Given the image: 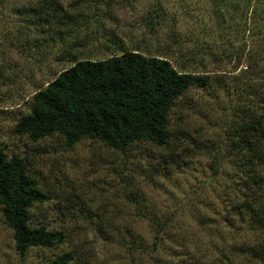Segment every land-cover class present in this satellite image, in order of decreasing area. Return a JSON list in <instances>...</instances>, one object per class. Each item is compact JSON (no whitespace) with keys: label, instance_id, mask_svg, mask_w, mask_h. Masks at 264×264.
Here are the masks:
<instances>
[{"label":"rangeland","instance_id":"1","mask_svg":"<svg viewBox=\"0 0 264 264\" xmlns=\"http://www.w3.org/2000/svg\"><path fill=\"white\" fill-rule=\"evenodd\" d=\"M32 1L0 2V147L9 156H26L30 175L50 197L33 208V223L63 230L67 238L54 249L33 248L21 259L0 205V264H47L69 250L77 255L72 264H131L119 242L123 235L106 224L109 220L130 228V237L151 241V221L140 217L136 206L146 216L177 213L174 222L184 230L179 235L188 240L216 231L227 240H255V233L237 232L225 219L243 200L236 186L246 177L243 155L237 158L226 148L236 118L244 110L264 108V0H134L131 7L114 3L110 12L102 7L98 17L106 28L94 41L87 39L91 58L110 56L106 41L118 36L126 49L159 50L175 66L192 67L211 79L208 88H191L172 116L173 129L189 133L201 147L209 145L211 153L202 149L185 159L177 152L185 162L164 175L148 167L164 150L147 144L122 154L92 140L68 149L59 135L35 143L14 133L20 116L30 112L34 92L63 68L55 61L59 47L43 55L22 46L28 34L17 11ZM157 4L165 24L153 29L148 15ZM103 10L108 19H101ZM138 195L143 201L136 205L130 196ZM233 221L240 225L237 216ZM98 227L109 228L108 235Z\"/></svg>","mask_w":264,"mask_h":264},{"label":"trees","instance_id":"2","mask_svg":"<svg viewBox=\"0 0 264 264\" xmlns=\"http://www.w3.org/2000/svg\"><path fill=\"white\" fill-rule=\"evenodd\" d=\"M66 1L33 0L17 11L24 16L22 25L29 37L22 46L27 52L37 50L43 55L59 47L55 61L63 68L34 92L30 112L20 116L14 133L35 143L59 135L68 149L92 140L122 154L147 144L164 150L148 164L159 175L167 173L170 166L175 168L176 163L180 168L189 153L194 155L202 149L211 153L209 145L201 147L189 133L172 127L178 101L191 88H208L210 77L192 67L175 66L159 50L126 49L118 36L106 41L110 56L91 58L86 51L87 39L94 41L106 28L98 17L102 7L110 12L114 3L131 7L134 0ZM159 5L148 15L153 29L164 23ZM107 12L103 10L101 19L109 18ZM240 117L228 133L226 149L237 158L243 155L240 168L246 177L236 186L243 200H237L225 219L237 232L255 233V240H227L218 237V231L209 233L208 238L188 240L179 235L184 230L174 222L179 218L177 213L146 216L136 206L135 212L151 221V241L130 237V228L109 220L106 224L123 235L119 242L128 251L131 264H264V108L260 113L244 110ZM177 152L184 153L185 159ZM49 201L39 180L30 175L28 158L9 156L0 147V205L21 259L33 248L54 249L66 243L63 230L33 223V208ZM130 201L139 205L143 200L138 195L130 196ZM236 216L240 225L233 221ZM97 230L107 236L110 229ZM76 260L77 255L69 250L47 264H72Z\"/></svg>","mask_w":264,"mask_h":264}]
</instances>
